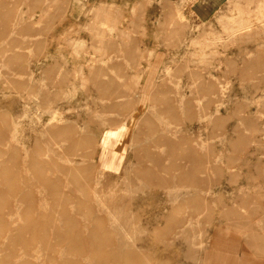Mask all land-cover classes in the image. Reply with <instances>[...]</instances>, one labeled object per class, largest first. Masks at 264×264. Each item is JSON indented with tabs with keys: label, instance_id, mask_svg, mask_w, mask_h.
<instances>
[{
	"label": "rangeland",
	"instance_id": "rangeland-1",
	"mask_svg": "<svg viewBox=\"0 0 264 264\" xmlns=\"http://www.w3.org/2000/svg\"><path fill=\"white\" fill-rule=\"evenodd\" d=\"M196 1L0 0V264H264V0Z\"/></svg>",
	"mask_w": 264,
	"mask_h": 264
},
{
	"label": "bare ground",
	"instance_id": "bare-ground-1",
	"mask_svg": "<svg viewBox=\"0 0 264 264\" xmlns=\"http://www.w3.org/2000/svg\"><path fill=\"white\" fill-rule=\"evenodd\" d=\"M131 13H132V11H131ZM78 45H80V44H78ZM137 89H138V87H137ZM97 173H100V171H96V174ZM13 175L14 174H13L12 169L9 170V168H6V169H4L2 171L1 177L4 180V184H5V187H6L5 189L7 191V194L9 196H15V198L17 199V202L24 206L25 213L26 214H29L34 209L33 196L28 191H20L18 182L15 179L12 178ZM38 176L42 178V187L44 189L45 188H48L50 186L51 189H52V191H53V194L55 196L59 194L54 189L53 183L51 182L50 185H49V183L46 181V176L44 175V170L42 168L38 170ZM89 179H88V181H89ZM94 191H95V188H93L92 194L97 195V192L96 191L94 192ZM102 207H104V206H102ZM106 211H107V209H106ZM58 217L60 218V220L64 219V216L63 215L58 216ZM68 219H70V218L68 217ZM37 220H39V218H37V217H35V218L27 217V220L25 219V222L21 225L20 230H18V232L14 234L15 240L16 239H19L21 236L27 234L30 230L33 229V230H35V232L32 233V235L30 236V238L27 239V240H25V242H24V244H25L26 247H29L31 245H34V244L38 243V242L44 241L51 234H55L56 235V240H58V241H66V242H68L70 244H72V243L75 244V243H77L79 241V235H77V234L70 235L68 233L71 224H69L68 226H65L64 229H56V228L53 227V223L48 222L47 220H43V222H41V223L38 222ZM2 228L3 227L0 226V235L3 233ZM43 245L46 246L44 249L45 250H48L47 249V248H49V247H47L48 244L45 243ZM13 247L9 249V254L12 253V257H14L15 254H16V250ZM98 248H100V246L99 245H96L94 247V250H97ZM73 252L77 253L78 251L77 250H74ZM12 257H10V258H12ZM16 260H18V259H16ZM25 264H29V263L26 262ZM72 264H75V262L72 263ZM99 264H104L102 259H101V261H100Z\"/></svg>",
	"mask_w": 264,
	"mask_h": 264
},
{
	"label": "crops",
	"instance_id": "crops-1",
	"mask_svg": "<svg viewBox=\"0 0 264 264\" xmlns=\"http://www.w3.org/2000/svg\"><path fill=\"white\" fill-rule=\"evenodd\" d=\"M221 0H197L193 4V13L197 18L209 19L219 9Z\"/></svg>",
	"mask_w": 264,
	"mask_h": 264
}]
</instances>
